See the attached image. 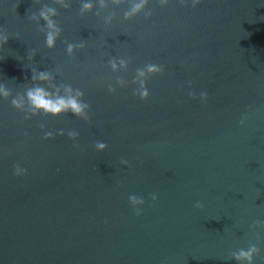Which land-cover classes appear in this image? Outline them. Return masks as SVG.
<instances>
[{
  "label": "water",
  "instance_id": "water-1",
  "mask_svg": "<svg viewBox=\"0 0 264 264\" xmlns=\"http://www.w3.org/2000/svg\"><path fill=\"white\" fill-rule=\"evenodd\" d=\"M45 6L59 10L55 49L44 44L45 21L30 19ZM128 6L109 5L97 17L81 16L79 0L69 9L56 0H0V27L10 35L0 51L2 83L23 94L33 67L59 68L57 81L82 89L91 105L90 121L26 120L0 98V264H237L230 253L250 242L264 264V229L250 227L264 220V0L195 8L153 0V17L124 21ZM108 13L118 19L104 27ZM80 40L87 48L69 57L65 41ZM111 56L130 58L129 70L112 72ZM148 63L165 68L149 81V100L131 83L108 91ZM192 91H207L208 101ZM60 129L78 131V141ZM46 130L57 135L46 140ZM17 163L27 175L14 174ZM132 194L146 199L143 215Z\"/></svg>",
  "mask_w": 264,
  "mask_h": 264
},
{
  "label": "clouds",
  "instance_id": "clouds-1",
  "mask_svg": "<svg viewBox=\"0 0 264 264\" xmlns=\"http://www.w3.org/2000/svg\"><path fill=\"white\" fill-rule=\"evenodd\" d=\"M203 0H179V3L188 6L189 4L195 8L199 6ZM61 7L69 9L71 7L72 0H56ZM80 14L84 16L87 13H92L97 17L101 16V9H107L109 5H129L123 9L122 17L124 21H131L136 17L144 16L146 19H150L154 15L153 9L150 5L153 0H79ZM161 7H167L173 0H158ZM99 4V9L97 8ZM59 15V10L56 7L45 6L39 13L32 12L30 15L31 21H35L39 25V21L42 19L45 21L43 25L44 29V44L48 49H55L57 47V41L61 39L63 29L55 19ZM118 19L115 13H108L103 16L102 24L104 27H111ZM10 35L0 27V51H3L4 45L8 42ZM66 53L69 57H75L78 49L83 50L88 46L87 41L80 40L78 42L65 41ZM38 49H31L29 52V60H33L37 54ZM4 57L0 56V60ZM130 58L111 56L106 66L110 67L114 73L127 72L129 70ZM31 83L25 87L23 94L13 95L12 91L2 83L0 80V98L3 100H10L14 109L25 114L26 120H32L34 117H61L67 114H71L77 118L85 121H90L91 105L85 99V92L77 87H74L70 83H66L63 80L57 81V75H62L59 68L55 70L42 71L36 67L31 69ZM165 72L164 66L156 63H148L144 67L136 69V75L131 82L118 77L116 84H108V91L115 94L118 87L123 89L129 87V84L135 85L133 88V94L139 97V99L147 101L150 99L152 92L149 88V81L160 74ZM118 86V87H117ZM190 95L197 99L199 98L203 102H207L209 99V93L207 91H201L197 96L195 91H192ZM249 117L243 116L240 120V125L246 126ZM43 127V126H42ZM60 136L67 134L73 141H78L80 133L76 130H70L67 133L63 129L58 131ZM57 132L45 131L44 139H54ZM79 147L77 143L75 145ZM95 147L98 151H106L109 145L104 141H97ZM123 165H128L127 159H121ZM28 169L22 166L20 163L14 165V174L17 177H23L27 175ZM152 201H158V193L151 194ZM129 201L135 211L139 215H143L144 206L147 201L142 196L132 194L129 196ZM196 208H203L202 201H197ZM251 229H264V220L256 219L253 224L250 225ZM260 239L259 233H257V240ZM261 248L258 243H249L248 247H240L233 250L230 253L229 259L235 260L237 264H257L258 258L261 257Z\"/></svg>",
  "mask_w": 264,
  "mask_h": 264
}]
</instances>
